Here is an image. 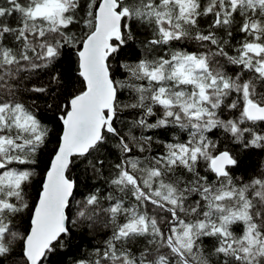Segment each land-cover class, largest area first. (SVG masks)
I'll return each instance as SVG.
<instances>
[{
    "label": "snow or ice",
    "instance_id": "6c2138e0",
    "mask_svg": "<svg viewBox=\"0 0 264 264\" xmlns=\"http://www.w3.org/2000/svg\"><path fill=\"white\" fill-rule=\"evenodd\" d=\"M0 264H264V0H0Z\"/></svg>",
    "mask_w": 264,
    "mask_h": 264
},
{
    "label": "trees",
    "instance_id": "16d2710c",
    "mask_svg": "<svg viewBox=\"0 0 264 264\" xmlns=\"http://www.w3.org/2000/svg\"><path fill=\"white\" fill-rule=\"evenodd\" d=\"M49 127H53V125H49Z\"/></svg>",
    "mask_w": 264,
    "mask_h": 264
}]
</instances>
